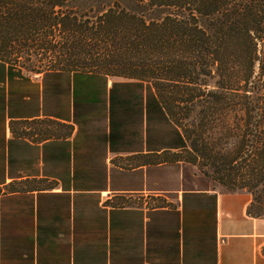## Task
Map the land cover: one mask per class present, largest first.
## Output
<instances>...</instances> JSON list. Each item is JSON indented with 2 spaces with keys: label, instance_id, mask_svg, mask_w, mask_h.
I'll list each match as a JSON object with an SVG mask.
<instances>
[{
  "label": "crops",
  "instance_id": "crops-1",
  "mask_svg": "<svg viewBox=\"0 0 264 264\" xmlns=\"http://www.w3.org/2000/svg\"><path fill=\"white\" fill-rule=\"evenodd\" d=\"M143 83L82 71L0 80V186H17L0 193V264H264L251 191L184 187L182 173L166 184L163 166L182 161L160 156L180 144L152 142ZM149 194L176 198L149 205Z\"/></svg>",
  "mask_w": 264,
  "mask_h": 264
},
{
  "label": "trees",
  "instance_id": "trees-1",
  "mask_svg": "<svg viewBox=\"0 0 264 264\" xmlns=\"http://www.w3.org/2000/svg\"><path fill=\"white\" fill-rule=\"evenodd\" d=\"M262 47L264 0H0V80L13 66L149 83L184 142L161 161L211 164L228 189L252 192L253 216H264Z\"/></svg>",
  "mask_w": 264,
  "mask_h": 264
},
{
  "label": "rangeland",
  "instance_id": "rangeland-1",
  "mask_svg": "<svg viewBox=\"0 0 264 264\" xmlns=\"http://www.w3.org/2000/svg\"><path fill=\"white\" fill-rule=\"evenodd\" d=\"M264 47H262V55H263ZM3 68L4 66L1 65L0 68ZM10 67V66H9ZM1 68V71H5ZM21 70H18V68H14L13 66L10 67L8 70L9 73H12L14 75L19 74ZM256 74L257 77L261 75L262 79L264 80V66H260L259 62L256 64ZM143 85L144 83L141 82ZM141 85V84H140ZM142 86V85H141ZM148 88V94L150 93L152 95V117H151V126H152V142L156 143H162L165 142L167 145H176L181 144V138L178 137V133L175 124L169 119L168 115L166 120L164 119V115L162 113L160 114L156 108H154V99H156V92L150 84H146ZM136 86V92H138L139 88ZM116 88L113 89L115 91ZM156 96V97H155ZM217 134L214 133L213 136L215 137ZM241 137V133H238L231 137L229 139L228 145H234L236 144ZM155 143V144H156ZM184 143V142H183ZM182 143V144H183ZM222 142L217 144L220 146ZM179 148V147H178ZM176 148V149H178ZM163 156V155H162ZM182 162H172L165 164L163 166L165 174H167V185L172 184L171 179L177 177L181 173L183 174V186L184 187H195L198 186L199 188H202L206 185H209L211 183H217L220 184L223 187L229 188L226 184L220 182L218 179H215L214 176V166H211V164H194L188 161L181 160ZM238 163H240V159L238 160ZM205 171H208L207 173ZM172 198L175 199L176 195L172 194L170 195ZM168 197H165L163 195L155 196V195H147V201L149 202V205H159V204H170L173 203V200H170Z\"/></svg>",
  "mask_w": 264,
  "mask_h": 264
}]
</instances>
